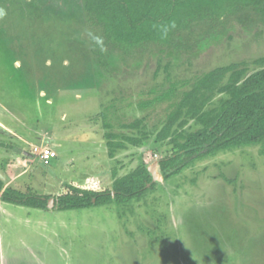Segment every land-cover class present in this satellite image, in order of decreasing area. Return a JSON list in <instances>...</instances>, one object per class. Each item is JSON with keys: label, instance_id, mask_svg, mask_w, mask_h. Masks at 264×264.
<instances>
[{"label": "rangeland", "instance_id": "374dc122", "mask_svg": "<svg viewBox=\"0 0 264 264\" xmlns=\"http://www.w3.org/2000/svg\"><path fill=\"white\" fill-rule=\"evenodd\" d=\"M0 12L5 187L55 202L67 185L110 189L157 164L154 185L129 203L59 210L0 200V264H264V145L195 160L164 180L158 161L174 150L157 140L204 74L258 69L264 18L202 23L170 46L126 52L87 21L82 0H0ZM34 145L56 158L39 163Z\"/></svg>", "mask_w": 264, "mask_h": 264}, {"label": "trees", "instance_id": "16d2710c", "mask_svg": "<svg viewBox=\"0 0 264 264\" xmlns=\"http://www.w3.org/2000/svg\"><path fill=\"white\" fill-rule=\"evenodd\" d=\"M82 1V15L87 21L100 28L107 43L126 52L149 44L170 46L177 34L202 23L228 18L245 22L249 12L264 18V0ZM253 63L258 69L251 74L237 65L215 69L200 77L193 88L183 94L157 136L158 141L168 140L167 145L174 150L170 156L158 161L164 180L177 175L195 160L264 145V57ZM214 95L221 97L215 106L207 109ZM177 121L173 134L172 126ZM189 121L200 126L199 129L186 133L183 129ZM128 141L139 144L134 138H128ZM110 148L112 154L115 146L110 144ZM153 185L147 166L142 164L128 174L114 178L110 189L67 185L54 203L59 210L129 203L143 196ZM49 198L21 194L5 187L0 179V200L4 203L45 208Z\"/></svg>", "mask_w": 264, "mask_h": 264}, {"label": "built area", "instance_id": "2783aa9c", "mask_svg": "<svg viewBox=\"0 0 264 264\" xmlns=\"http://www.w3.org/2000/svg\"><path fill=\"white\" fill-rule=\"evenodd\" d=\"M31 155L37 159L43 165H48L50 161L56 158V153L48 146H32Z\"/></svg>", "mask_w": 264, "mask_h": 264}, {"label": "water", "instance_id": "95a60500", "mask_svg": "<svg viewBox=\"0 0 264 264\" xmlns=\"http://www.w3.org/2000/svg\"><path fill=\"white\" fill-rule=\"evenodd\" d=\"M156 166H157V164L155 163L153 167L148 168V171L150 172V174H151V176H152V181H153V182L155 181V177H156V170H155V169H156ZM53 203H54V201L51 200V199H49V200H48V205H47V206H50V204L53 205Z\"/></svg>", "mask_w": 264, "mask_h": 264}, {"label": "clouds", "instance_id": "9594fccd", "mask_svg": "<svg viewBox=\"0 0 264 264\" xmlns=\"http://www.w3.org/2000/svg\"><path fill=\"white\" fill-rule=\"evenodd\" d=\"M4 15V13L3 12H0V16H3Z\"/></svg>", "mask_w": 264, "mask_h": 264}, {"label": "crops", "instance_id": "0c3cea01", "mask_svg": "<svg viewBox=\"0 0 264 264\" xmlns=\"http://www.w3.org/2000/svg\"><path fill=\"white\" fill-rule=\"evenodd\" d=\"M40 163V162H39ZM0 179H1V176H0ZM16 179V178H15ZM14 180V179H13ZM13 180H11V181H13Z\"/></svg>", "mask_w": 264, "mask_h": 264}]
</instances>
